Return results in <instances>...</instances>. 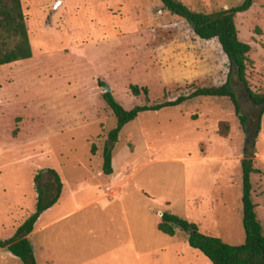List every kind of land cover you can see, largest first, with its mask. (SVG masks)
<instances>
[{
    "label": "rangeland",
    "instance_id": "374dc122",
    "mask_svg": "<svg viewBox=\"0 0 264 264\" xmlns=\"http://www.w3.org/2000/svg\"><path fill=\"white\" fill-rule=\"evenodd\" d=\"M21 1L32 56L0 66V240L34 211L33 179L47 168L63 188L29 235L36 264H80L81 258L84 264H212L183 232L169 236L156 225L160 213L170 212L225 243H242L243 158L258 170L251 174L252 196L264 226V113L255 138L228 99L200 97L146 111L116 142L107 137L117 119L102 97L105 88L129 110L219 86L229 61L217 39H200L159 0ZM180 1L211 12L243 0ZM235 22L251 47L248 83L264 91V0ZM132 85L147 88L148 100L142 91L134 95ZM234 85L249 119L257 108ZM106 146L111 175L102 172ZM39 184L51 198L53 176L44 173ZM117 190L122 197L110 198ZM0 264L23 263L3 248Z\"/></svg>",
    "mask_w": 264,
    "mask_h": 264
},
{
    "label": "trees",
    "instance_id": "16d2710c",
    "mask_svg": "<svg viewBox=\"0 0 264 264\" xmlns=\"http://www.w3.org/2000/svg\"><path fill=\"white\" fill-rule=\"evenodd\" d=\"M255 0H243L240 4L211 12L195 11L180 0H159L162 8L172 16L184 20L192 31L202 40L217 39L222 51L229 61V72L226 81L219 86L196 88L186 95H180L173 100H163L155 103L135 105L125 109L113 96L111 91L103 92L102 97L117 119L116 126L107 137L116 142L119 132L129 122L146 111H159L164 108L179 106L187 101L200 97L226 98L233 105L244 132L249 134L248 119L241 113V103L234 81L242 86L250 102L264 113V91L251 89L246 69L249 61V44L238 37L235 17L238 13L247 11ZM32 56L26 17L21 0H0V66L28 59ZM103 87L105 84H102ZM134 95L143 92L148 100L147 88L130 86ZM260 131V122L253 130L255 138ZM254 145V142H253ZM110 146L103 149L102 172L105 175L113 173L112 151ZM93 150V148H92ZM242 167V223L245 238L240 244H228L218 237L202 233L198 226L178 215L162 212L157 229L169 236H174L177 230L186 235L187 243L198 249L212 264H264V226L257 213V204L252 196L251 174L258 170L253 167L251 158L241 160ZM44 173L53 176L55 191L51 198L46 199L45 191L39 184ZM34 187L37 200L34 211L22 221L14 234L5 240H0V248H6L23 264H36L34 251L29 235L34 230L35 222L45 210L54 205L61 193L63 183L59 174L51 168L39 170L34 176Z\"/></svg>",
    "mask_w": 264,
    "mask_h": 264
},
{
    "label": "crops",
    "instance_id": "0c3cea01",
    "mask_svg": "<svg viewBox=\"0 0 264 264\" xmlns=\"http://www.w3.org/2000/svg\"><path fill=\"white\" fill-rule=\"evenodd\" d=\"M107 188L108 189H112V188H110V187H108L107 186ZM112 190H114V189H112ZM106 191V190H105ZM108 192V191H107ZM108 195H109V197L110 198H121L122 197V193L119 191V190H117L115 193H112V192H108ZM60 197H61V195H60ZM60 197H59V199H60ZM59 199H58V201H59ZM57 201V202H58ZM56 202V203H57ZM55 203V204H56ZM54 204V205H55ZM54 205H52V206H54ZM52 206L50 207V208H52ZM50 208H48L47 210H49ZM47 210H45L43 213H41V215L38 217V219H37V221L35 222V225L36 224H38L40 221H41V219H42V215H44V213L47 211ZM122 214L123 215H125L126 214V211L124 210V209H122ZM59 218H57V219H54V220H51L49 223H47V224H45V225H43V226H40L39 227V229L41 230V229H43L44 227H46L47 225H51V224H53L54 222H56L57 220H58ZM160 221V220H159ZM158 221V222H159ZM158 222H157V224H158ZM35 225H34V228H35ZM156 228H157V225H156ZM158 230V229H157ZM34 231V230H33ZM159 231V230H158ZM162 233V232H161ZM164 234V233H163ZM132 240L133 239H130V242H132ZM0 249H3V248H0ZM80 264H84V260H83V258H81V262H80Z\"/></svg>",
    "mask_w": 264,
    "mask_h": 264
},
{
    "label": "water",
    "instance_id": "95a60500",
    "mask_svg": "<svg viewBox=\"0 0 264 264\" xmlns=\"http://www.w3.org/2000/svg\"><path fill=\"white\" fill-rule=\"evenodd\" d=\"M110 91L109 88H105L103 90V92H107ZM260 118H261V112L260 110L257 108L249 117L248 119V125L250 128H256L260 122ZM162 213H160L161 215Z\"/></svg>",
    "mask_w": 264,
    "mask_h": 264
},
{
    "label": "built area",
    "instance_id": "2783aa9c",
    "mask_svg": "<svg viewBox=\"0 0 264 264\" xmlns=\"http://www.w3.org/2000/svg\"><path fill=\"white\" fill-rule=\"evenodd\" d=\"M108 189V188H107Z\"/></svg>",
    "mask_w": 264,
    "mask_h": 264
}]
</instances>
